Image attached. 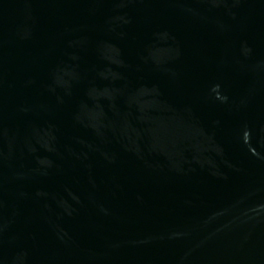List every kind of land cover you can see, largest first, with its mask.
Returning <instances> with one entry per match:
<instances>
[{
    "label": "water",
    "instance_id": "obj_1",
    "mask_svg": "<svg viewBox=\"0 0 264 264\" xmlns=\"http://www.w3.org/2000/svg\"><path fill=\"white\" fill-rule=\"evenodd\" d=\"M0 264H264V0H0Z\"/></svg>",
    "mask_w": 264,
    "mask_h": 264
}]
</instances>
